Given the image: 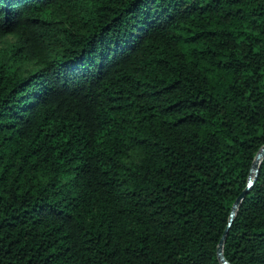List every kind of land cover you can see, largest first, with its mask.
<instances>
[{
	"label": "trees",
	"instance_id": "16d2710c",
	"mask_svg": "<svg viewBox=\"0 0 264 264\" xmlns=\"http://www.w3.org/2000/svg\"><path fill=\"white\" fill-rule=\"evenodd\" d=\"M263 146L264 0H0V264H264Z\"/></svg>",
	"mask_w": 264,
	"mask_h": 264
},
{
	"label": "water",
	"instance_id": "95a60500",
	"mask_svg": "<svg viewBox=\"0 0 264 264\" xmlns=\"http://www.w3.org/2000/svg\"><path fill=\"white\" fill-rule=\"evenodd\" d=\"M264 156V146L263 148L258 152V154L256 155L255 157V160L252 164V168H251V174H250V177H249V181H248V185H247V188L245 189V191L237 198V200L235 201L233 207H232V211H231V216H230V223L232 222V219H233V216L240 204V201L241 199L244 197V195L249 191V189L252 187L257 175H258V172H259V165H260V162H261V159L263 158ZM226 234V233H225ZM223 241H224V237L221 239V242L219 244V247H218V258L221 262V264H229L227 263L223 256H222V244H223Z\"/></svg>",
	"mask_w": 264,
	"mask_h": 264
},
{
	"label": "rangeland",
	"instance_id": "374dc122",
	"mask_svg": "<svg viewBox=\"0 0 264 264\" xmlns=\"http://www.w3.org/2000/svg\"><path fill=\"white\" fill-rule=\"evenodd\" d=\"M136 156H137V154H134V155H133V158L136 159Z\"/></svg>",
	"mask_w": 264,
	"mask_h": 264
}]
</instances>
